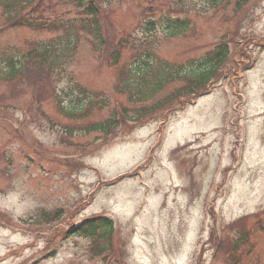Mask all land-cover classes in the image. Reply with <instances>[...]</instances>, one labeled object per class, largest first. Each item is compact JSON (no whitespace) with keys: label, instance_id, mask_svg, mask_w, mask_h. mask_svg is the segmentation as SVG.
I'll return each instance as SVG.
<instances>
[{"label":"rangeland","instance_id":"1","mask_svg":"<svg viewBox=\"0 0 264 264\" xmlns=\"http://www.w3.org/2000/svg\"><path fill=\"white\" fill-rule=\"evenodd\" d=\"M102 1L118 11V19L122 14L127 31L133 28L134 14L146 7L189 17L195 25L192 34L159 36L158 53L172 62L204 53L241 25L230 44L232 57L213 81L212 91L166 123L162 114L154 115L139 124L126 123L127 130L117 129L104 140L100 133H77L78 146L87 147L85 156L62 142L60 128L44 120L24 121L19 106L7 114L8 122L0 119V212L11 217L0 214V264H226L222 255L214 257L211 230H225L264 209V50L259 48L264 43V0H248L236 13L238 0L205 9L202 0H98V5ZM3 25L0 9V28ZM53 35L56 32L8 29L0 33V47L26 49L29 42ZM244 47L245 54L254 53L255 64L242 79L234 78L229 67L240 62ZM73 64L83 86L103 90L109 98L110 107L91 119L108 115L117 100L128 105V96L113 90V73L99 67L89 46L80 48ZM69 81L61 88L73 89ZM181 84L172 83L157 99ZM27 86L18 97L23 106L31 97ZM7 88L4 84L2 89ZM44 107L69 122L53 100ZM68 156L80 158V171L64 164ZM59 211L54 221L43 222ZM95 214L114 219L116 239H121L115 240L117 257L114 251L105 259L93 258L90 240L83 236L62 239L71 223ZM254 220L249 219V229H255L252 255L254 259L260 254L264 261V224L258 230Z\"/></svg>","mask_w":264,"mask_h":264},{"label":"trees","instance_id":"2","mask_svg":"<svg viewBox=\"0 0 264 264\" xmlns=\"http://www.w3.org/2000/svg\"><path fill=\"white\" fill-rule=\"evenodd\" d=\"M226 1L202 0L203 9L223 5ZM247 2L238 0L235 13ZM0 9L4 22L0 33L8 29L56 32L47 40L29 42L26 49L0 47V119L8 122L7 114L20 107L27 123L41 124L44 120L60 128L62 142L69 148L77 147L80 156L86 155L84 150L87 147L78 146L75 141L77 133L84 136L92 132L100 133L104 140L113 137L117 129L128 128L126 123L139 124L143 119L159 114L170 117L172 113L185 109L197 98L208 94L213 81L221 76L222 67L232 57L230 44H234L238 37L236 31L241 27L234 26L233 33H226L204 53L189 57L184 62H172L159 55V36L175 38L192 34L195 25L189 17L173 16L146 7L134 14L133 28L127 31L122 14L118 19L117 10L104 7L103 1L98 5V0H0ZM85 45L92 50L99 67L113 73L114 92L129 98L128 105L117 100L108 115H99L97 119H91V116L98 110L101 114L109 108V98L104 96L106 92L103 90L91 91L83 86L73 67L80 48ZM242 53L240 62H233L229 67L234 72V78H238L252 62L251 51L245 54L244 47ZM66 79L70 80L73 89L61 88V83ZM176 81L182 84L157 99ZM4 84L9 86L8 91H3ZM27 84L31 97L29 104L23 106L18 97L29 89ZM64 97L70 99V105L65 103ZM49 100L55 102L69 122L47 112L44 104ZM96 142L93 141V145ZM63 162L68 164L70 171L81 170V160L77 156H68ZM0 214L10 219L8 215ZM59 214L60 211L52 217L48 215L43 222H52ZM253 216V223H257L254 227L260 230L264 224V210ZM253 216L231 223L223 229L220 238L213 229L211 236L217 249L216 256L222 255L226 264L245 261L254 264L252 249L255 250V242L251 244V241L255 229H249V219ZM71 225L67 235L74 233L88 238L93 258L96 255L105 259L114 251L113 257L119 255V246L115 243L121 239H116L115 225L110 218L96 216L78 226ZM255 264H261L260 259Z\"/></svg>","mask_w":264,"mask_h":264}]
</instances>
